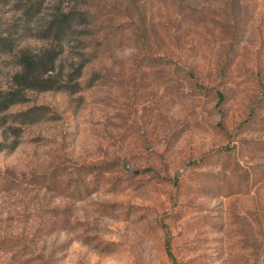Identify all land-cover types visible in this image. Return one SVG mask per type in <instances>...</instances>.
Returning <instances> with one entry per match:
<instances>
[{
	"label": "rangeland",
	"instance_id": "obj_1",
	"mask_svg": "<svg viewBox=\"0 0 264 264\" xmlns=\"http://www.w3.org/2000/svg\"><path fill=\"white\" fill-rule=\"evenodd\" d=\"M0 264H264V0H0Z\"/></svg>",
	"mask_w": 264,
	"mask_h": 264
}]
</instances>
